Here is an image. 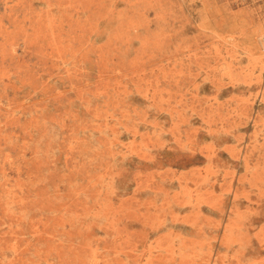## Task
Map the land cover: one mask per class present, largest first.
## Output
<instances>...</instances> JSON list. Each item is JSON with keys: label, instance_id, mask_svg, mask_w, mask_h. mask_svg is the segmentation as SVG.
Here are the masks:
<instances>
[{"label": "rangeland", "instance_id": "374dc122", "mask_svg": "<svg viewBox=\"0 0 264 264\" xmlns=\"http://www.w3.org/2000/svg\"><path fill=\"white\" fill-rule=\"evenodd\" d=\"M0 264H264V0H0Z\"/></svg>", "mask_w": 264, "mask_h": 264}]
</instances>
